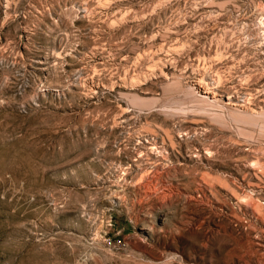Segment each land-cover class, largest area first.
<instances>
[{
	"label": "rangeland",
	"instance_id": "obj_1",
	"mask_svg": "<svg viewBox=\"0 0 264 264\" xmlns=\"http://www.w3.org/2000/svg\"><path fill=\"white\" fill-rule=\"evenodd\" d=\"M0 264H264V0H0Z\"/></svg>",
	"mask_w": 264,
	"mask_h": 264
}]
</instances>
